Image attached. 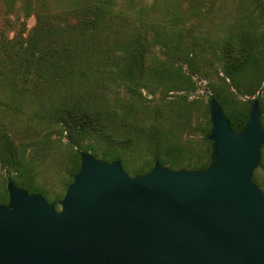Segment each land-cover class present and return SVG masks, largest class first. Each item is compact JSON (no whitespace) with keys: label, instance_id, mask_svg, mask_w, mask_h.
<instances>
[{"label":"trees","instance_id":"trees-1","mask_svg":"<svg viewBox=\"0 0 264 264\" xmlns=\"http://www.w3.org/2000/svg\"><path fill=\"white\" fill-rule=\"evenodd\" d=\"M115 1L75 4L50 16L38 12L15 48L10 41L0 43V86L35 100L34 106L20 107L0 97V104L64 135L71 148L65 187L79 168V150L119 160L131 175L146 172L156 160L172 169L206 167L210 98L235 131L244 126L250 102L241 103L237 96L257 99L264 127V32L251 30L250 17L228 37L211 40L206 30H197L201 26L187 23L190 14H197L194 9L184 19L175 12L165 21L136 13L127 14L128 21ZM196 77L207 80V102L193 96ZM184 130H197L201 145L181 139ZM137 145L146 156L129 165L127 152ZM263 149L253 178L264 191ZM36 168L27 144L0 127V169L6 178L57 208L63 193L49 198L36 183ZM7 198L3 187L0 203Z\"/></svg>","mask_w":264,"mask_h":264},{"label":"water","instance_id":"water-1","mask_svg":"<svg viewBox=\"0 0 264 264\" xmlns=\"http://www.w3.org/2000/svg\"><path fill=\"white\" fill-rule=\"evenodd\" d=\"M207 108L206 167L156 160L130 175L119 160L79 150L58 209L8 178L0 264H264V192L253 178L264 145L258 100L238 131L215 98Z\"/></svg>","mask_w":264,"mask_h":264},{"label":"rangeland","instance_id":"rangeland-1","mask_svg":"<svg viewBox=\"0 0 264 264\" xmlns=\"http://www.w3.org/2000/svg\"><path fill=\"white\" fill-rule=\"evenodd\" d=\"M96 1L0 0V43L10 41L15 48L18 45L16 42L17 38L19 40L23 39L35 24V14L38 12L50 16L62 9H69L75 4L79 6L89 5ZM114 4L115 9L123 13L128 21H130V18L127 14L130 16L136 15V13L142 18L165 21L175 12L177 16L184 19L189 10L194 9L197 14H190L187 23L201 26L197 30H206L211 40H215L219 34H223L225 38L228 37V33L242 23H246L248 17L252 19L251 30L264 32V0H116ZM214 66H216L215 63L209 64L211 68ZM212 73L213 70H211ZM210 78H212L211 75ZM195 79L198 82L197 90L193 96L200 97L204 102H207L208 96L211 95V91L207 89V80L200 79V77ZM262 86L263 89L260 95L264 93V79ZM0 97L3 101H11L10 103L13 105L19 103L20 107H23V105L26 107L34 106L33 104L35 103L32 96L22 95L15 90L11 91L8 88H4V86H0ZM237 98L242 101L241 103L249 100V106L251 101L255 99L239 95ZM191 121L192 123L196 122L194 117L191 118ZM0 127L8 129L17 141H23L27 144L28 151L35 158L37 167L36 183L38 187L43 189L49 198H54L64 193L71 162V148L64 135H60L58 130L49 126L38 125L2 104H0ZM180 137L181 139L190 137L188 139L195 144L201 145V135L197 130L193 131L192 134L184 130ZM145 156V149L141 145H137L134 149L127 152V161L129 165H136L141 163ZM260 163L255 171L259 168ZM7 179L4 171L0 169V190L3 187L5 188ZM259 186L262 188L261 185ZM57 208H59L58 204Z\"/></svg>","mask_w":264,"mask_h":264}]
</instances>
